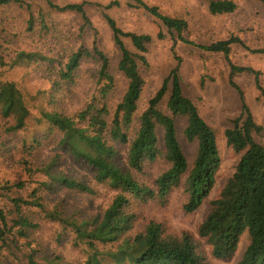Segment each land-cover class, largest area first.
I'll return each mask as SVG.
<instances>
[{
  "label": "trees",
  "instance_id": "obj_1",
  "mask_svg": "<svg viewBox=\"0 0 264 264\" xmlns=\"http://www.w3.org/2000/svg\"><path fill=\"white\" fill-rule=\"evenodd\" d=\"M44 1L54 11L78 14L81 32L90 26L85 11L88 2L57 5L51 0ZM259 1L264 5V0ZM10 2L19 1L0 0V5ZM126 4L130 8L145 10L166 28L173 39L171 50L179 40L225 57L229 65V83L238 91L241 111L233 118L232 126L225 129L224 136L239 158L216 197L209 201L197 233L210 246L211 256L221 260H227L236 253L241 236L246 234V246L235 264H264V122L255 120L233 77L239 73H252L258 96L263 99L264 87L259 81L260 72L236 65L229 58L232 45L248 47L236 34L208 45L194 44L184 37L188 28L186 19L164 15L156 6L143 0H126ZM94 5L101 10L119 58L112 67L109 56L100 48L95 36L91 48L79 45L66 61L59 63L57 68L52 67L51 88L57 92L63 84L75 81L76 72L84 61L94 59L97 63L93 77L96 91L91 100L73 114L43 110L42 116L47 123L43 137L57 134L53 147L55 153L47 162L33 160V152L41 144L39 139L34 138L32 144L22 142L24 155L19 164L23 173H40L44 180L25 196L14 191L25 188L24 183L9 185L7 181L0 182V199L4 202L0 204V253H6L13 260L18 258L23 247L20 240L29 238V232L38 226L30 219L28 209L40 208L50 219L72 228L76 238L89 248L84 264H112L111 261L115 264H212L205 259L198 241L190 234L169 235L153 221L135 234L131 233L136 220V213L131 208L132 200L164 201L172 190L182 188L186 196L183 203L186 213L201 206L215 185L219 168L217 135L201 116L196 104L184 95L179 76L181 59L174 50L175 67L146 103L139 105L145 86L143 69L148 67L146 53L153 37L148 33L124 31L116 23L106 10L117 6V0ZM236 7L233 0H207V10L214 16L230 14ZM31 24L29 17V28ZM164 37L162 31L155 35L158 40ZM124 38L129 39L132 49L125 44ZM251 52L264 55V48L251 49ZM50 61L51 57L40 53L20 51L11 63L30 65ZM117 76L124 79L126 86L120 100L111 109L108 97L116 86ZM28 117L29 109L22 91L13 81L0 80V135L25 129ZM179 124L183 125L182 137L196 147L190 164L180 143ZM6 145L0 136V151ZM64 154L92 171L97 183H104L115 191L103 212L93 217H75V208H68L69 213L64 209H44L42 197L37 194L40 189L52 190L55 186L65 191L93 192L86 182L53 169ZM155 163H163L164 168L152 184L140 180L138 176L146 175V168ZM111 243H116V247L105 252L109 258L105 262L99 256L97 245ZM25 245L31 246L29 242ZM23 258L21 264H40L31 253ZM56 261L54 264H65Z\"/></svg>",
  "mask_w": 264,
  "mask_h": 264
},
{
  "label": "rangeland",
  "instance_id": "obj_2",
  "mask_svg": "<svg viewBox=\"0 0 264 264\" xmlns=\"http://www.w3.org/2000/svg\"><path fill=\"white\" fill-rule=\"evenodd\" d=\"M0 5V80L13 81L22 91L29 109V117L25 129L15 133H1L6 147L0 151V182L7 181L9 185L24 183L25 188L14 190L23 196L38 187L44 177L40 173L27 175L23 173L19 160L23 159L22 142L32 144L34 138L41 144L33 152V160L47 162L53 157L54 142L57 134L45 138L42 133L47 127L43 110H61L73 114L82 109L91 100L94 91V73L97 63L93 59L84 61L76 72L75 81L63 84L61 89L53 92L50 76L54 77L52 67L57 68L68 58L73 49L79 45L91 48L94 37L98 38L100 48L109 56L113 67L119 58L114 46L111 32L104 20L101 10L95 3L102 5L112 0H51L57 5L66 3L88 2L85 11L90 20L83 32L80 31L81 18L75 12L54 11L44 0H18ZM118 5L106 10L116 23L124 30L148 33L153 42L146 53L148 67L143 69L145 86L140 106L160 86L177 63L175 55L181 62L179 76L184 95L189 97L198 107L201 116L212 126L217 135L219 153V168L216 172L215 185L208 197L195 211L186 213L183 203L186 199L182 188L172 190L164 201L148 199L132 200V210L136 213L132 234L142 230L149 222L161 225L169 235L180 236L190 234L198 241V247L205 259L212 264H235L247 243L243 234L236 253L227 260L211 256L210 246L204 239L198 237V227L205 216L209 201L216 197L225 180L232 173L239 158L228 144L224 136L225 129L232 126V120L241 111V100L238 91L229 83V65L221 53L205 51L195 45L177 40L174 53L171 50L173 39L157 19L151 17L145 10L130 8L126 0H117ZM170 17H182L188 23L184 37L197 45H208L213 41L225 39L230 34H236L244 40L245 48L232 45L229 58L239 66H248L260 72L259 81L264 87V55L251 52V49L264 48V5L259 0H233L237 7L230 14L211 15L207 10V0H143ZM31 17V27L28 19ZM44 21V24L41 23ZM45 25V26H43ZM162 31L164 38L158 40L155 35ZM125 44L132 49L129 39ZM20 51L37 52L51 57L52 61L31 63L11 62ZM203 79V83L201 80ZM234 82L243 92L244 100L251 110L255 120L264 122V99L258 96L255 77L252 73H239L233 77ZM126 84L121 76L116 77V86L108 97V107L113 109L120 100ZM98 98V95L96 94ZM164 108V104L162 105ZM182 124H179V139L183 151L190 164L195 156V144L187 142L181 135ZM164 168L163 163H155L146 168V175L139 179L152 184L155 176ZM53 169L76 177L86 182L92 188V193L65 191L58 187L40 189L41 203L44 209L58 211L77 209L75 217H93L101 213L110 204L115 195L104 183L93 179V172L84 164L62 155ZM8 187V186H7ZM14 189V188H13ZM4 203L0 199V204ZM30 219L37 227L29 232V238L20 240L23 244L18 258L12 259L6 253H0V264H21L23 256L31 253L40 264H54L62 261L65 264H84L89 248L76 238L70 227H64L46 216L40 208H29ZM29 242L31 246H26ZM19 241L18 244L20 245ZM116 243L103 246L98 244L100 258L109 261L105 255L113 250ZM56 261V262H57ZM112 264L113 261H111Z\"/></svg>",
  "mask_w": 264,
  "mask_h": 264
}]
</instances>
